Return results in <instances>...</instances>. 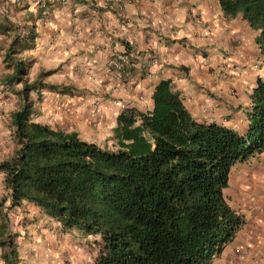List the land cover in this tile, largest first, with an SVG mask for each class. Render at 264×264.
I'll list each match as a JSON object with an SVG mask.
<instances>
[{"label":"crops","instance_id":"crops-1","mask_svg":"<svg viewBox=\"0 0 264 264\" xmlns=\"http://www.w3.org/2000/svg\"><path fill=\"white\" fill-rule=\"evenodd\" d=\"M258 34L241 16L226 19L218 0H0V161L17 146L10 116L22 84L9 77L19 67L23 80L42 84L30 93L32 121L88 143L113 138L122 112L150 111L162 81L198 123L244 135L264 78ZM115 53L130 58L125 85L108 67ZM223 194L243 225L212 264H264V151L233 166ZM57 224L55 242H65Z\"/></svg>","mask_w":264,"mask_h":264},{"label":"trees","instance_id":"trees-1","mask_svg":"<svg viewBox=\"0 0 264 264\" xmlns=\"http://www.w3.org/2000/svg\"><path fill=\"white\" fill-rule=\"evenodd\" d=\"M218 3L226 19L241 16L259 33L264 58V0ZM22 75L19 67L9 77L22 84L10 116L17 146L0 161L11 208L33 204L62 229L97 238L95 264H212L235 239L243 221L223 192L233 166L264 151V78L250 94L244 135L198 123L162 81L150 111L118 116L108 148L33 122L30 93L42 84ZM7 225L1 215V264H21Z\"/></svg>","mask_w":264,"mask_h":264},{"label":"rangeland","instance_id":"rangeland-1","mask_svg":"<svg viewBox=\"0 0 264 264\" xmlns=\"http://www.w3.org/2000/svg\"><path fill=\"white\" fill-rule=\"evenodd\" d=\"M113 143V138H109L98 145L111 148ZM3 177L4 174L0 172V216H6V235L13 241L17 251L20 250L21 259L26 255V264H91V258L97 253L94 246L97 238L88 237L84 231L73 228L67 230L65 242L56 243V238L61 237L60 234L64 232L55 221L44 217L37 206L25 202L19 207L11 208L9 202H5L7 191L3 185ZM75 238L79 245L70 246V239L74 241ZM25 244L26 254L23 250Z\"/></svg>","mask_w":264,"mask_h":264},{"label":"built area","instance_id":"built-area-1","mask_svg":"<svg viewBox=\"0 0 264 264\" xmlns=\"http://www.w3.org/2000/svg\"><path fill=\"white\" fill-rule=\"evenodd\" d=\"M108 67L120 84H127L131 75V62L127 53H115L109 58ZM98 111L97 106H94L93 112L97 113Z\"/></svg>","mask_w":264,"mask_h":264}]
</instances>
